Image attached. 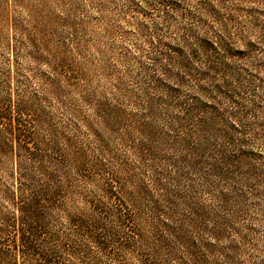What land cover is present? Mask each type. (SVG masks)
I'll use <instances>...</instances> for the list:
<instances>
[{
    "label": "trees",
    "instance_id": "obj_1",
    "mask_svg": "<svg viewBox=\"0 0 264 264\" xmlns=\"http://www.w3.org/2000/svg\"><path fill=\"white\" fill-rule=\"evenodd\" d=\"M4 1L0 39L8 23L14 35L4 48L17 57L21 40H26L33 49L29 58L48 69L43 93L56 100L64 97L62 104L75 114L77 105L68 95L89 100L78 46L72 54L53 48L42 22L39 38L31 39L5 12ZM140 2L144 18H160L154 26L141 21L137 30L154 49L150 60L159 76L154 73V83L141 88L140 104L126 91L117 93L125 103L141 106L142 116L109 106L107 127L142 166L160 162L162 151H168L173 157L169 183L155 169L150 188L126 161L107 168V176L97 183L87 179L80 168L93 165L74 132L58 130L36 102L13 96L9 72L3 76L0 71L5 89L0 95V264H92L82 249L85 244L107 254V264L117 263L121 253L138 264H163L177 248L198 262L196 242L189 237L199 241L205 230L215 242L232 232L239 244H246L249 234L236 224L257 220L245 218V202L251 198L264 228V79L258 77L264 74V0ZM42 6L30 8L38 22L44 19ZM178 12L195 26L178 25L175 31L171 25ZM44 22L54 25L56 20L47 16ZM162 80L170 84L164 87ZM98 169L104 172V167ZM86 183L102 197L90 195ZM201 190L215 199L224 216L201 200ZM245 226L244 231L257 233ZM226 249L238 251L230 244Z\"/></svg>",
    "mask_w": 264,
    "mask_h": 264
},
{
    "label": "rangeland",
    "instance_id": "obj_2",
    "mask_svg": "<svg viewBox=\"0 0 264 264\" xmlns=\"http://www.w3.org/2000/svg\"><path fill=\"white\" fill-rule=\"evenodd\" d=\"M24 1L23 5H18L12 0L4 1L5 12L22 27L23 32L31 39L37 40L39 38L37 26L42 22V25L47 29L46 36L53 48L72 54L78 46L83 60L82 66L88 77L89 100L85 103L75 95L74 99L68 95L69 101L75 100L77 105V112L72 114L64 105V97L58 100L48 98L47 94L43 93L42 88L43 76L48 73V69L46 65L38 64L29 58L28 53H32L33 49L28 42L21 40L23 44L17 57H14L10 51L4 48L8 41L13 42L14 36L11 23H8V26L4 25L2 28L3 37L0 39V71H2L3 76H7V71L10 74L7 85L11 94L30 103L36 102L48 114L52 124L58 130H72L74 132L77 143L90 157L93 165L86 164L80 168L81 173L87 179L97 183L101 181L104 175L107 176V168L117 167L118 164L115 162L126 161L132 164L133 172L142 177L150 188L155 169L164 174L162 181L169 183L170 173L173 172V157L168 155V151H162L160 162L148 161L142 166L136 162L132 152L127 150V146H124L120 136L113 135L107 127V108L109 106L110 108L115 106L132 112L138 117L142 116L141 106L131 105V102L125 103L117 93L120 91L125 93L126 91L132 102L140 104L144 96L141 88L145 87L148 81L149 84L154 83L153 78H150L155 73L150 60L154 56V49L149 42L145 41L144 37L138 36L137 30L141 26L140 22L144 20L151 26L158 24V21L160 22L158 15L150 19L144 18L138 9L141 6L140 0ZM40 3L45 12L42 14L44 19H39L38 22L30 14V8ZM181 12H178L179 17L175 21L176 23L171 25L175 31H178V25L195 26V21L181 16ZM47 16L56 20V23L54 25L46 24L44 21ZM174 34L168 35L165 42L170 43L172 39L170 36ZM176 34L177 36L180 35V33ZM242 65L246 69L249 68L248 62H244ZM197 66L200 67L199 63ZM155 75L159 76L158 73ZM139 76L140 79L135 84ZM258 77L264 79V74L259 73ZM0 84L3 86L2 82ZM169 84V81L162 80L164 87ZM186 88L188 89V87ZM3 90H5L4 87H0V95L4 93ZM153 92L150 91L147 94L154 96ZM182 94L186 96L189 91L185 90ZM43 98H46V102ZM176 110L175 108L173 111ZM110 156H114L116 159H111ZM94 164L99 165L94 166ZM99 166L100 168L104 167L102 174L98 169ZM197 183L200 184V182ZM83 186L91 190L90 195L98 199L102 197V193L97 192L94 185L86 183ZM165 187L167 189L173 188L169 184ZM201 191V200L210 205V209L216 215L224 216L218 209L215 199L205 191ZM253 201L251 198L246 201L247 203L245 202L246 207L249 208L245 218L253 215L252 218L255 217L257 220L250 224V221L244 219L236 224V228H240L243 234H249L246 244H239L235 233L232 232H228L226 240L215 242L205 230L199 233V241L195 240L197 237H189L191 238L189 240L196 242L194 249L198 262L188 260L184 251L177 248L173 250L171 258L166 255L168 260H165L163 264H264L262 253L264 252V228H261L259 223L261 216L254 212L255 201L254 203ZM246 224L257 233L244 231ZM199 242H202L204 246L200 245ZM167 243L169 246L171 245V242ZM209 244L212 245L211 249ZM229 244L238 250L236 254L226 249ZM82 249L90 255L92 259L89 260L92 264H107L110 261L107 254L100 253L93 244H85ZM164 253L165 251H163ZM119 256L120 260L111 264H138L137 261L123 253ZM228 256L234 257L233 261H228L226 259Z\"/></svg>",
    "mask_w": 264,
    "mask_h": 264
}]
</instances>
